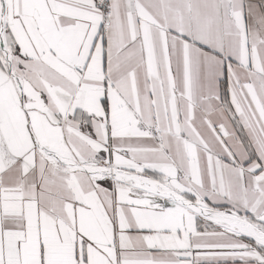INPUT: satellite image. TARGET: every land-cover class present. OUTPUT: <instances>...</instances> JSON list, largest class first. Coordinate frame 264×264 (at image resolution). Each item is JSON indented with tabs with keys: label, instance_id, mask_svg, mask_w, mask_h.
<instances>
[{
	"label": "snow or ice",
	"instance_id": "obj_1",
	"mask_svg": "<svg viewBox=\"0 0 264 264\" xmlns=\"http://www.w3.org/2000/svg\"><path fill=\"white\" fill-rule=\"evenodd\" d=\"M0 264H264V0H0Z\"/></svg>",
	"mask_w": 264,
	"mask_h": 264
}]
</instances>
